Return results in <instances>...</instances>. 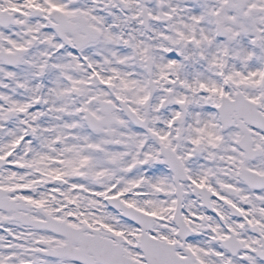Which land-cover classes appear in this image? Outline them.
I'll list each match as a JSON object with an SVG mask.
<instances>
[{
  "label": "snow or ice",
  "instance_id": "6c2138e0",
  "mask_svg": "<svg viewBox=\"0 0 264 264\" xmlns=\"http://www.w3.org/2000/svg\"><path fill=\"white\" fill-rule=\"evenodd\" d=\"M0 264H264V0H0Z\"/></svg>",
  "mask_w": 264,
  "mask_h": 264
}]
</instances>
